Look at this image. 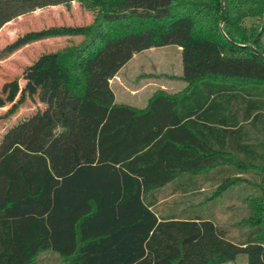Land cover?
<instances>
[{"label":"trees","instance_id":"1","mask_svg":"<svg viewBox=\"0 0 264 264\" xmlns=\"http://www.w3.org/2000/svg\"><path fill=\"white\" fill-rule=\"evenodd\" d=\"M75 2L91 22L0 49L5 59L69 39L24 68L19 100L36 95L43 107L0 141V264H38L48 251L69 264H264V58L249 47L264 54V0H0V29ZM166 45L182 48L185 87L157 89L142 108L117 103L111 79ZM198 182L217 183L201 204L254 190L238 232L200 203L161 213V189Z\"/></svg>","mask_w":264,"mask_h":264},{"label":"rangeland","instance_id":"2","mask_svg":"<svg viewBox=\"0 0 264 264\" xmlns=\"http://www.w3.org/2000/svg\"><path fill=\"white\" fill-rule=\"evenodd\" d=\"M80 5V4H79ZM62 14V13H61ZM64 22L71 21L68 18L64 17L62 14L61 19ZM57 22L58 24H67L62 21ZM92 21V15L79 8L78 12L74 13L73 21L75 25H84ZM20 25V22H18ZM36 28V26H31ZM4 37L0 36V49L6 46L7 44L13 42L9 39L7 32H4ZM82 36L73 37V43L77 44L82 40ZM264 42V37H263ZM69 44L66 40L59 42V47H63ZM175 48H161L155 51L156 54L160 55L162 58L159 60H152L151 64L154 66L142 67V62L148 60L150 57V52L143 51L136 60L128 64L122 71L120 79H122L124 85L133 88L140 87L143 81H150L158 83L161 81H166L168 78H177L180 79V73H183L182 67V57L181 55L174 50ZM168 59H171L168 66L164 65ZM161 67H159V65ZM7 66H2L0 68V141L4 133L8 130L9 127L18 123L23 118L29 116L31 113L43 107L42 103L39 101L38 96L25 95L24 100L20 99V91L25 86V80L20 79L23 77L24 72V62L23 61H7ZM163 66V67H162ZM165 66V68H164ZM16 80V83L13 81ZM182 80V78H181ZM8 81H11L8 83ZM20 81V82H19ZM176 85L179 87L181 83L179 80H174ZM183 81V80H182ZM119 82H113V89L117 92L118 101L121 98H126L130 100L131 103V94L129 90H121ZM185 85V82L183 81ZM152 85V84H151ZM179 87H174L178 89ZM153 86H146L141 88L142 95L148 94L152 90ZM16 104L13 106V104ZM13 108L9 111L10 108ZM199 183V182H198ZM216 182H210L203 185L198 184L197 187L188 190L187 192H182L177 190L175 194L170 195L169 191H172L174 185H169L163 191L162 196L164 198L157 205L161 210V213H170L178 212L183 208L188 207L190 203L201 204V201L205 200L212 191L216 188ZM253 190V189H252ZM251 188L241 189L240 187H233L228 189L215 200H210L207 203L197 206L199 212L210 213L212 217L217 219L218 217L220 223L225 225L229 230H235L238 232V227L234 225L235 222L240 221L247 214V204L244 202L245 196L252 192ZM254 191V190H253ZM193 195V196H192ZM235 234V233H234ZM247 264V257L245 255H240L237 261L232 264ZM38 264H69V261L65 258L59 256L57 253L51 251L42 253L38 258ZM230 264V263H229Z\"/></svg>","mask_w":264,"mask_h":264},{"label":"crops","instance_id":"3","mask_svg":"<svg viewBox=\"0 0 264 264\" xmlns=\"http://www.w3.org/2000/svg\"><path fill=\"white\" fill-rule=\"evenodd\" d=\"M80 8L79 3H74L71 6L70 10H67L65 6L63 5H55V6H50V7H45V8H41L38 9L32 13L20 16L12 21H10L9 23H7L6 25H4L1 29H0V36L4 37V32H7V39L11 40V41H15L19 36L24 35L27 32L30 31H35V30H41L44 28H48L51 26H56V25H61L58 24L57 22H59V20L62 17V14L64 17L68 18L69 20H71V23L73 21V17H74V13L78 12ZM62 13V14H61ZM62 21V20H60ZM18 22H20V25L18 24ZM64 22V21H62ZM69 21L64 22L67 23L65 25H75V24H68L70 23ZM36 26V28H32L31 26ZM63 25V24H62ZM64 40H69L68 38H63V37H50V38H46V39H42V40H37L31 43H28L26 45H24L23 47H21L20 49L12 52L7 58L5 59H0V68L3 66H7L6 62L7 61H23L24 62V68L27 67L28 65H30L31 63H33L41 54L43 53H48V52H53L55 50L58 49L59 47V42ZM161 48H175L174 50L176 52H178L181 57H182V48L178 45H166V46H161V47H152L150 49H146L144 51L146 52H150V57L148 58V60L145 61H141L142 62V67H144L145 65L147 66H153L151 64L152 60H159L160 58H162L160 55L156 54L155 51L157 49H161ZM143 51L138 52L136 54H134V56L119 70V72L111 79V86L113 85V82H119V86L121 88V90H129L130 94H131V103L129 102L130 100H126V98H121L120 101H118V96H117V92L113 89L114 93H115V100L117 103H125V104H129L132 106H136V107H145L149 101L151 96L153 95V93L157 90V89H166L170 92H177L179 90H181L182 88L185 87V85L183 84V81L177 78H168L166 81H161L158 83H154V82H150V81H143V83L140 85V87H133L130 88L126 85H124L122 79H120L121 73L123 71V69L130 64L131 62H133L134 60H136V58L138 57V55H140ZM171 59H168L167 62L164 64L166 66L169 65ZM182 62V61H181ZM163 63H161L159 65V67H161ZM145 66V67H147ZM154 67V66H153ZM163 67V66H162ZM183 67V65H182ZM165 68V66H164ZM183 74V73H182ZM182 74L180 73V76H182ZM2 77V75H0ZM24 79L23 77L20 79V81ZM179 80V82L181 83V86L179 87V85L177 86L174 80ZM19 81V82H20ZM152 84V85H151ZM153 86L152 90L146 94V95H142L141 92V88L146 87V86ZM174 87H179L178 89H175ZM113 88V86H112ZM165 188L161 189V191H164ZM162 200L159 201V203ZM158 203V204H159ZM220 217L217 218V222L220 223L219 220ZM229 264V263H228ZM232 264V263H230ZM246 264V263H245Z\"/></svg>","mask_w":264,"mask_h":264},{"label":"water","instance_id":"4","mask_svg":"<svg viewBox=\"0 0 264 264\" xmlns=\"http://www.w3.org/2000/svg\"><path fill=\"white\" fill-rule=\"evenodd\" d=\"M223 2H224V0H223ZM223 12H224V10H223ZM249 47L251 48V50H252L255 54H257V55H259V56H261V57L264 58V54H263L261 51H259L254 45H250Z\"/></svg>","mask_w":264,"mask_h":264}]
</instances>
